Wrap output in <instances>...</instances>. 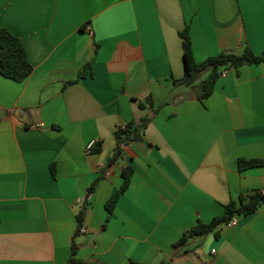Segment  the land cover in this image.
I'll list each match as a JSON object with an SVG mask.
<instances>
[{"label": "crops", "instance_id": "crops-1", "mask_svg": "<svg viewBox=\"0 0 264 264\" xmlns=\"http://www.w3.org/2000/svg\"><path fill=\"white\" fill-rule=\"evenodd\" d=\"M0 26L34 67L21 82L0 74V264H68L86 202L75 264H160L199 221L264 189V166H239L264 160V63L230 68L205 101L174 85L187 26L196 62L263 54L264 0H0ZM149 95L160 108L146 140L109 164L116 130L152 115L138 104ZM218 232L190 238L171 264H264V205Z\"/></svg>", "mask_w": 264, "mask_h": 264}, {"label": "trees", "instance_id": "trees-1", "mask_svg": "<svg viewBox=\"0 0 264 264\" xmlns=\"http://www.w3.org/2000/svg\"><path fill=\"white\" fill-rule=\"evenodd\" d=\"M183 46V61H184V76L180 79H174L176 86H188L193 88L200 100H207L213 93L216 87L217 80L222 75L223 71L229 70L232 67H241L243 65L264 63V53L256 54L250 46H246L241 54L223 51L217 55L209 56L202 62H196L194 58L193 43L190 35V27L187 26L181 33ZM93 59L90 60L79 72L78 79L71 81L74 83L77 80L85 77L86 70L91 68ZM33 65L28 58L26 47L20 37L12 33L9 29L0 26V74L6 78L15 81H24L33 72ZM137 100V99H135ZM141 109L151 108L152 115H144L140 119L131 121L126 125L119 127L115 132L117 141L114 156L110 159L109 164L114 163L122 153L124 145L145 141V131L153 116L158 112L159 107H155L154 98L149 95L144 100H139ZM94 152L101 151V144L93 148ZM239 166L245 169L253 166H264L262 159H240ZM53 171L55 165H52ZM134 168L131 166L124 167V181L121 187L111 196L106 203V208L109 213H113L115 206L120 197L130 185ZM99 183L97 179L90 188V195L94 192ZM264 205V194L261 190L256 191L252 195L241 197V200L231 201L225 206V211L221 216L215 217L210 222L199 221L194 227L186 231L183 236L173 244L174 254L169 260H164L160 264H171V260L180 253L178 249L184 246L190 238L197 236H206L214 233L219 235L218 227L223 222H227L234 215H249L254 213L259 207ZM88 203H84L77 212L78 229L76 235L82 232ZM75 236L72 244V253L68 264L78 262L77 253L79 246L75 241ZM100 264V263H93ZM130 264H145L138 261H131Z\"/></svg>", "mask_w": 264, "mask_h": 264}, {"label": "built area", "instance_id": "built-area-1", "mask_svg": "<svg viewBox=\"0 0 264 264\" xmlns=\"http://www.w3.org/2000/svg\"><path fill=\"white\" fill-rule=\"evenodd\" d=\"M228 73V70H225V71H223V73H222V75H226ZM97 145V140L96 139H92L89 143H88V145H87V149H88V151H92L93 150V148L95 147ZM261 193L262 194H264V189H262L261 190ZM238 216L239 215H234L230 220H228L227 222H225V224L227 225V226H235V225H237V223H238ZM84 230V229H83ZM82 230V231H83ZM212 252L213 253H215L216 252V249H212Z\"/></svg>", "mask_w": 264, "mask_h": 264}, {"label": "water", "instance_id": "water-1", "mask_svg": "<svg viewBox=\"0 0 264 264\" xmlns=\"http://www.w3.org/2000/svg\"><path fill=\"white\" fill-rule=\"evenodd\" d=\"M5 114L3 113V111L0 109V117H4Z\"/></svg>", "mask_w": 264, "mask_h": 264}]
</instances>
